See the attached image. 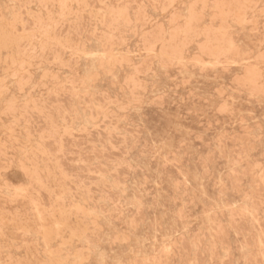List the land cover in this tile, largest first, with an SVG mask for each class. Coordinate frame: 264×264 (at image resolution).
<instances>
[{"label": "rangeland", "instance_id": "obj_1", "mask_svg": "<svg viewBox=\"0 0 264 264\" xmlns=\"http://www.w3.org/2000/svg\"><path fill=\"white\" fill-rule=\"evenodd\" d=\"M0 264H264V0H0Z\"/></svg>", "mask_w": 264, "mask_h": 264}, {"label": "bare ground", "instance_id": "obj_2", "mask_svg": "<svg viewBox=\"0 0 264 264\" xmlns=\"http://www.w3.org/2000/svg\"><path fill=\"white\" fill-rule=\"evenodd\" d=\"M198 63V62H197ZM247 211V210H246Z\"/></svg>", "mask_w": 264, "mask_h": 264}]
</instances>
